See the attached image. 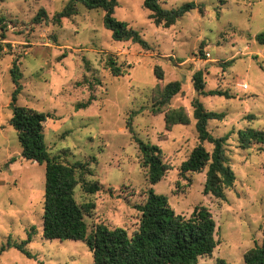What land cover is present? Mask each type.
Instances as JSON below:
<instances>
[{"label": "rangeland", "instance_id": "374dc122", "mask_svg": "<svg viewBox=\"0 0 264 264\" xmlns=\"http://www.w3.org/2000/svg\"><path fill=\"white\" fill-rule=\"evenodd\" d=\"M69 1L0 0V17L7 25L0 30V248L5 247L0 264H93L84 242L42 237L44 165L21 157L16 132L8 124L13 61L21 74L16 106L48 114L43 133L49 155L66 165H81L75 172L74 200L80 207L92 205L84 215L87 235L102 224L130 236L139 226L135 206L152 189L178 215L188 217L199 206L210 212L217 245L197 264H244L243 255L264 243V144L262 151L257 144L242 150L237 136L245 129L264 132V46L254 40L264 32V0H157L167 10L187 2L202 6L169 27L156 26L142 0H117L113 17L136 30L149 50L113 41L101 9L76 4L74 15L54 25L52 17ZM39 9L48 21L33 25ZM108 59L121 76L111 74ZM155 67L162 71V81L155 79ZM197 70L203 71L205 92L227 97L197 96L191 83ZM177 80L180 93L153 114L164 85ZM89 98L88 108L76 110ZM195 99L206 112L223 116L207 124L213 137L226 138V165L234 175L222 200L202 193L205 171L179 175L181 163L198 144L191 106ZM171 111L184 114L188 124L166 126ZM135 139L161 150L168 170L154 185L141 167ZM202 145L212 151L210 144ZM95 183L97 192L84 191ZM28 234L25 250L33 259L14 246Z\"/></svg>", "mask_w": 264, "mask_h": 264}, {"label": "trees", "instance_id": "16d2710c", "mask_svg": "<svg viewBox=\"0 0 264 264\" xmlns=\"http://www.w3.org/2000/svg\"><path fill=\"white\" fill-rule=\"evenodd\" d=\"M81 4L87 10L101 9L104 12L103 26L110 31L111 39L118 42L137 44L144 50L149 45L140 34L126 22L113 17L117 0H70L65 7L56 13L51 22L60 25L61 21L75 14V5ZM144 9L150 12V19L158 26L173 25L184 14L201 7L194 2H187L175 9H163L157 0H142ZM48 16L44 9H39L32 18L33 25L46 23ZM5 20L0 17V30L5 31ZM257 44L264 46V32L254 37ZM229 65L230 62L225 63ZM107 67L113 76H121V70L108 59ZM154 77L162 81L163 73L159 67L154 68ZM14 90L11 95L9 108L12 112L8 122L16 132L17 141L21 148V157L26 161L44 165V194L42 214V237L45 240L80 241L84 242L92 255L93 264H197L200 258L211 256L217 242L214 239L215 223L210 212L205 207H195L188 217L174 213L167 202V198L157 195L152 189L146 193L144 203L136 205L140 214L139 226L130 236L122 228L108 229L102 224L93 227L87 235L84 215H89L91 204L78 206L74 200L76 169L80 164L66 165L51 157L44 140V126L50 118L48 114L36 110L16 106L17 96L20 94L19 83L21 74L16 61L12 62L9 70ZM192 88L197 96H225L220 91L205 92L203 71L197 70L191 76ZM182 82L177 80L164 85L159 97L152 105V113L157 114L167 106L172 98L180 93ZM93 98L76 106V110H83L91 105ZM192 117L195 120V131L198 144L191 150L188 157L179 167V175L202 173L205 171V181L202 193L216 199H224V190L231 188L234 175L226 165L224 144L225 137H213L207 130L210 120H221L222 114L206 112L201 102L195 99L191 103ZM249 119H254L250 116ZM130 119L126 129L131 133ZM188 119L184 114L171 111L165 117V125H186ZM238 145L242 150L251 145L264 144V132L255 129L240 130L237 134ZM141 154V167L146 170V177L150 185L159 182L166 174L167 165L162 162L161 150L155 146L135 139ZM203 143L210 144L209 153ZM84 191L93 194L99 190L95 184L85 185ZM264 234V231H263ZM31 242V234L19 244L14 245L27 258L34 256L25 250ZM11 245L7 243L6 248ZM5 247L0 248V255ZM244 264H264V243L255 245L243 255Z\"/></svg>", "mask_w": 264, "mask_h": 264}]
</instances>
